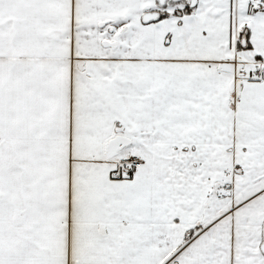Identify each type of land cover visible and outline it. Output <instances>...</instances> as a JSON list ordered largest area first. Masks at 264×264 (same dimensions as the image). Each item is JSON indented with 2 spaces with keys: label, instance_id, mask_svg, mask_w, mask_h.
I'll list each match as a JSON object with an SVG mask.
<instances>
[{
  "label": "snow or ice",
  "instance_id": "snow-or-ice-1",
  "mask_svg": "<svg viewBox=\"0 0 264 264\" xmlns=\"http://www.w3.org/2000/svg\"><path fill=\"white\" fill-rule=\"evenodd\" d=\"M0 264H264V0H0Z\"/></svg>",
  "mask_w": 264,
  "mask_h": 264
}]
</instances>
